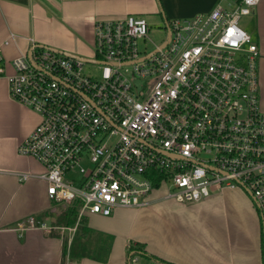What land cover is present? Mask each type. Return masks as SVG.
<instances>
[{
  "label": "built area",
  "instance_id": "1",
  "mask_svg": "<svg viewBox=\"0 0 264 264\" xmlns=\"http://www.w3.org/2000/svg\"><path fill=\"white\" fill-rule=\"evenodd\" d=\"M258 2L170 19L150 50L148 21L126 14L95 22L88 61L33 42L30 58L11 59L8 93L39 115L18 150L42 166L50 203H77L78 223L147 206L160 188L182 204L240 189L264 227L260 52L239 25ZM19 228L64 226L32 215Z\"/></svg>",
  "mask_w": 264,
  "mask_h": 264
},
{
  "label": "crops",
  "instance_id": "2",
  "mask_svg": "<svg viewBox=\"0 0 264 264\" xmlns=\"http://www.w3.org/2000/svg\"><path fill=\"white\" fill-rule=\"evenodd\" d=\"M239 0H0V264H128L127 248L136 243L150 256L169 264H263L259 215L240 189H225L192 203H178L155 190L140 208L120 207L111 215L87 214L86 225L96 238L110 236L105 261L72 258L69 249L75 230L64 226L44 231L20 229L28 216L56 225L44 182L42 166L21 154L19 144L39 121L35 111L13 100L6 74L10 60L28 54L32 42L88 57L92 54L94 26L126 14L159 19L208 12L216 3L233 8ZM247 31L257 43L259 106L264 112V0L249 14ZM25 175V177H23ZM163 189V188H162ZM140 264H160L137 256Z\"/></svg>",
  "mask_w": 264,
  "mask_h": 264
},
{
  "label": "trees",
  "instance_id": "3",
  "mask_svg": "<svg viewBox=\"0 0 264 264\" xmlns=\"http://www.w3.org/2000/svg\"><path fill=\"white\" fill-rule=\"evenodd\" d=\"M77 218V203H72L67 205L63 211H61L56 217V225L60 226H74ZM81 219V218H80ZM83 221V220H82ZM75 236L72 238L70 242L69 249H66L64 246L63 253L66 251L69 252L70 256L73 258H80L82 256L92 257L93 259H97L99 261H105L108 254V248L111 242L110 236H100L97 237L96 241L89 242V239H82L83 236H89L92 234V230L86 227V225L77 227ZM80 232V233H79ZM262 232V256H263V264H264V227L261 226ZM79 235H83L80 237ZM146 256L157 263L160 264H169L166 263L154 256H150L144 252V250L136 243L135 245H129L127 248V263L130 264L132 257L134 256Z\"/></svg>",
  "mask_w": 264,
  "mask_h": 264
},
{
  "label": "rangeland",
  "instance_id": "4",
  "mask_svg": "<svg viewBox=\"0 0 264 264\" xmlns=\"http://www.w3.org/2000/svg\"><path fill=\"white\" fill-rule=\"evenodd\" d=\"M248 22H249L248 20H246L245 18H242L241 20H239V25L242 28L247 30V27L249 25ZM148 24H149L148 36H149L150 40H147L145 43H141V47L145 46V48L147 50H150L151 48L154 47L153 42L155 44H159L165 40L167 32L163 26V23L159 19H148ZM97 72H98V68L95 64H91L88 62H86L84 64V73L91 75V76H96ZM160 190L166 191L165 188H163V189L160 188ZM64 209H65L64 206L58 205V206H55L53 211H54V213L59 214ZM76 222H77V218H76ZM76 222L74 223V226H75V228L77 227V229H78L80 226H82V225H79V222H82V220L79 219L78 223H76ZM75 233H76V231H75ZM79 236L82 237L83 235H79ZM82 239H85V240L89 239V242L91 241L93 244V241H96L98 238H96L95 235L91 234L87 237L83 236ZM139 262H140V260H139Z\"/></svg>",
  "mask_w": 264,
  "mask_h": 264
},
{
  "label": "water",
  "instance_id": "5",
  "mask_svg": "<svg viewBox=\"0 0 264 264\" xmlns=\"http://www.w3.org/2000/svg\"><path fill=\"white\" fill-rule=\"evenodd\" d=\"M36 46L48 47V48H50V49L53 50V51L60 52V53H62V54H64V55H66V56H71V57L79 58V59H82V60H84V61H88V60H90V58H88V57L79 56V55H77V54H74V53H71V52H67V51H63V50H60V49H57V48H52V47H50V46H46V45H42V44H36ZM27 55H28V58H30V56H31V50H29V52H28Z\"/></svg>",
  "mask_w": 264,
  "mask_h": 264
}]
</instances>
